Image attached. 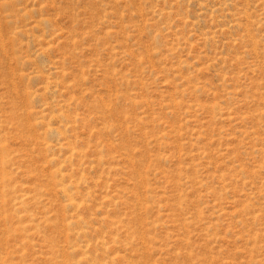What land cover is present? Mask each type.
Listing matches in <instances>:
<instances>
[{
	"label": "rangeland",
	"instance_id": "obj_1",
	"mask_svg": "<svg viewBox=\"0 0 264 264\" xmlns=\"http://www.w3.org/2000/svg\"><path fill=\"white\" fill-rule=\"evenodd\" d=\"M0 264H264V0H0Z\"/></svg>",
	"mask_w": 264,
	"mask_h": 264
}]
</instances>
